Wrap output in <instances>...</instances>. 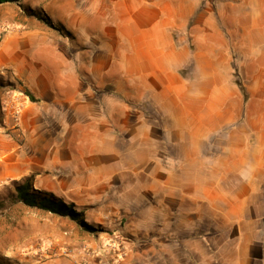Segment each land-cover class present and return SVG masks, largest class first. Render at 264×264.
I'll return each instance as SVG.
<instances>
[{
    "label": "crops",
    "instance_id": "0c3cea01",
    "mask_svg": "<svg viewBox=\"0 0 264 264\" xmlns=\"http://www.w3.org/2000/svg\"><path fill=\"white\" fill-rule=\"evenodd\" d=\"M88 1L96 7L91 13L98 38L93 62L65 61L60 69L66 68L68 75L62 72L58 77L55 67L45 71L31 57L18 55L16 87L8 91L6 80L0 79V102L10 96L22 105L19 128L11 130L15 135L0 133V198L7 195L1 188L9 182L32 177L38 191L53 192L78 205L105 199L116 183L131 200V180H135L143 183L140 189L150 198L159 192L162 208L171 209L175 203L184 208L186 203L185 212L192 214L190 249L184 254L182 248L161 252L153 262L264 264V158L248 159L249 149L264 150V109L234 117L227 112L209 120L196 110L201 96L191 90L199 85V56L205 53L200 49L206 42L211 85L221 84L214 76L222 46L224 59L231 63L234 51L239 71L252 76L247 83L249 101L264 103V77L256 73L264 68V0H70L74 18L71 14L59 20L80 30L82 37L89 23L88 10L83 8ZM11 59L0 52V68L10 66ZM190 62L192 68L186 69ZM89 71L102 92L89 101L100 114L67 119L64 111L88 108ZM222 84L239 85L232 77ZM26 91L38 100H30ZM235 95L242 98L241 93ZM231 99L228 93L223 101ZM132 102L146 103L154 113L131 114ZM233 123V131L223 134L220 152L205 153L213 146V135ZM11 124L6 116L2 128ZM69 131L79 137L66 136L58 143L56 134ZM249 134L254 137L251 146ZM153 137L172 149L167 165L174 173L181 171L171 175L169 189L160 191L157 179L146 174L152 155L145 149ZM131 141L145 150L138 161H131ZM164 147L158 145V150ZM188 181L207 184L189 190L184 185ZM152 203H145L149 216ZM168 229L175 228L167 223ZM165 246L173 247L171 242ZM3 256V262L10 260Z\"/></svg>",
    "mask_w": 264,
    "mask_h": 264
},
{
    "label": "rangeland",
    "instance_id": "374dc122",
    "mask_svg": "<svg viewBox=\"0 0 264 264\" xmlns=\"http://www.w3.org/2000/svg\"><path fill=\"white\" fill-rule=\"evenodd\" d=\"M77 4L80 2L78 1ZM83 8L89 13L88 28L83 33L86 37L81 36L80 30H72L63 20H59V17L63 18L65 15L70 17L71 14L74 18V13L70 11V0H16L0 3V52H3L4 56L12 58L10 66L0 68V79L6 80L8 91L15 88L17 84L14 78L17 77L15 57L18 55L31 57L32 62L45 67V71H49L47 68L52 70L55 67L57 76L62 72L65 76L68 75L65 66L64 70L60 69H63L62 64L65 61L79 63L81 60L93 62L96 59L98 38L94 27H92L94 21H92L91 15L96 7L90 5L88 1ZM39 15L50 20L55 26H64L66 31L61 32L55 29L40 19ZM75 22L78 23L77 16ZM218 41L219 39H217ZM220 43L222 44V39H220ZM206 46V42L201 44L200 50L205 53L199 56L200 69L197 71L199 85L191 87L193 93L198 92L201 96L196 110L210 120L223 116L227 112H231L234 117V115L245 114L248 111L253 114L257 110L264 109V103L249 101L247 83L252 82V76H249L246 71L244 73L239 71L237 67L238 55L234 51L231 53L232 62L229 63L225 60L224 58L227 56L224 55L222 46H220V53L217 54L214 76L217 81H221V84L211 85L213 81L209 74L211 61L206 54ZM81 51H87V53L81 55ZM192 63L190 62L186 69L192 68ZM248 71L252 72L249 68ZM76 72L79 74V70ZM92 73L94 72L89 71L88 73L90 79L88 101L96 100V97L102 94L95 85V75L93 76ZM256 73L264 77V68L256 70ZM80 74L82 77L83 74L81 72ZM229 77H232L233 83L243 84L246 94L241 91L239 85L232 87L223 85V80ZM66 88L70 90L72 87L67 86ZM228 93L232 95L231 101H223ZM235 93H241L242 98H237ZM90 95L94 97L90 98ZM35 99L38 100L36 97ZM12 100L17 101L16 103L19 105H16ZM21 107L19 100L12 99L10 96L5 103L0 102V133L9 136L15 135L11 130L19 128ZM131 109H133L131 114L136 116L143 112L149 115L154 113L146 103L132 102ZM98 114L100 113L96 104L91 101H89L85 112L73 109L69 112L64 111L65 117L70 120L85 115L97 117ZM6 116L12 123L9 129L2 128ZM132 119L134 118H131V122ZM235 124L228 125L213 135L215 144L208 146L205 153L218 154L224 132L232 130L236 126ZM66 136L68 140L79 137L78 134L70 131L66 135L57 133V142H63ZM156 136L164 138L162 134H156ZM248 136L249 146H251L254 137L250 134ZM19 138L21 137L19 136ZM155 141L156 139L153 137L145 149L152 155V164L147 168L149 172L146 174L151 173L157 179L156 184L160 191L169 189L168 184H173L170 182V177L172 179L173 175L180 174L181 171L178 168L174 173V168L167 165L166 160L172 149L170 150L165 143L158 144ZM235 141L233 138V142ZM158 145L165 147L158 150ZM145 150L143 146L131 141V161H138V157ZM262 156L264 158V150L261 152L254 149L248 150L249 162ZM191 169L193 168L189 167L188 173H192ZM206 184V182H184L185 189L189 190L197 187L201 190ZM6 185L3 186L4 189L3 187L1 189L7 192V195L0 198V203H3L0 206V264H44L46 262L50 264L54 260H63L66 264H159L151 259L156 255L159 256L161 252L165 254L167 250L168 252L169 250L181 251L182 248L184 254L186 253L184 250L190 249L187 244L193 239L194 231L192 230V214L185 212L189 206L185 203L184 208H179L175 203L171 209L166 206L162 208L160 201L163 199L159 192L150 198L143 193V189H140L143 185L142 182L131 180V200L124 197L126 189L122 187L121 183H116V189H113L105 199L99 200V202L78 205L66 198L65 201L74 202L76 209L83 212L85 222L93 228L92 230H88L69 217L16 202L8 195L9 191H15L13 182ZM34 188L37 190L36 187ZM139 189L140 193L137 192ZM148 201H153L150 216L149 212L145 210V203ZM167 223L173 224L175 229L173 231L166 230ZM166 242H171L173 247H166ZM5 243H9V245L2 247ZM3 255L10 260L3 262ZM184 264L191 263L185 261Z\"/></svg>",
    "mask_w": 264,
    "mask_h": 264
},
{
    "label": "trees",
    "instance_id": "16d2710c",
    "mask_svg": "<svg viewBox=\"0 0 264 264\" xmlns=\"http://www.w3.org/2000/svg\"><path fill=\"white\" fill-rule=\"evenodd\" d=\"M16 0H0V3L3 2H13ZM39 18L46 21L48 24L53 26L55 29L64 32V26H55L51 23L50 20L45 19L39 15ZM66 31V30H65ZM239 87L241 91L246 94V90L243 84L239 83ZM27 95L31 100L35 101V97L32 93L27 91ZM15 191H9L8 195L10 198L15 200L16 202H21L25 205L31 207H37L39 209H43L54 214L69 217L81 225H83L88 230H92L93 228L90 225H87L84 219V214L82 211H78L76 209V205L73 202H67L62 197L57 196L53 192L42 193L34 188L33 178L27 177L22 181H14L13 182ZM3 203H0L2 206Z\"/></svg>",
    "mask_w": 264,
    "mask_h": 264
}]
</instances>
